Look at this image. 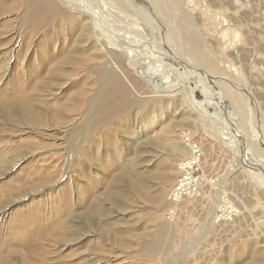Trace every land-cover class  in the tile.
<instances>
[{"label": "rangeland", "instance_id": "rangeland-1", "mask_svg": "<svg viewBox=\"0 0 264 264\" xmlns=\"http://www.w3.org/2000/svg\"><path fill=\"white\" fill-rule=\"evenodd\" d=\"M87 1L98 2L117 29H108L109 39L127 31L156 51L164 40L185 62L187 73L210 77L207 87L192 88L182 74L181 87L160 93L127 66V74L121 73L127 113L115 114L119 99H106L110 105L99 101L98 81L88 110L73 112L80 79L97 71L72 62L57 74L45 72L66 45L81 47L85 40L76 41L78 32L68 27L70 33L64 29L59 37L54 22L38 24L52 3L65 26L83 20L80 14L65 2L46 0L26 18L33 0H0V95L18 84L30 90L31 81L40 80L31 101L44 121L35 125L0 115V245L14 230H20L17 236L27 233V224L37 235L41 223L49 231L64 220L63 233L39 240L50 251L49 261L264 264V0ZM33 26L39 31L28 37ZM14 45L16 51L10 49ZM248 96L255 102L249 103ZM199 108L212 110L201 111L207 120L200 119ZM59 114L66 119L54 121ZM213 129L224 130V137ZM183 132L201 148L198 163L205 179L198 194L172 204L169 190L188 158ZM26 178L32 182L22 181ZM172 211L178 221L169 219ZM10 248L15 250L10 264H32L30 250L17 244Z\"/></svg>", "mask_w": 264, "mask_h": 264}, {"label": "bare ground", "instance_id": "bare-ground-1", "mask_svg": "<svg viewBox=\"0 0 264 264\" xmlns=\"http://www.w3.org/2000/svg\"><path fill=\"white\" fill-rule=\"evenodd\" d=\"M33 1H34V8H33L32 12L30 10L27 12V15L25 16L26 18H31V17L35 16L36 15V6H38V8H39L40 5L43 6V4L46 2V0H33ZM58 1L65 2L69 8H73V10H75L77 12V14L78 13L80 14V16L83 20H81L80 22L76 21V24H71V26L67 22L68 25L65 26V24L60 21L61 15L59 13V9H58L57 4L52 3L51 5L49 4V7L51 10H49V8L45 6V10H46V12L47 11L49 12V15L46 16L43 20L39 21L38 25H43V24H46L47 22H51V23L54 22L55 26L57 27V29H55V30H57L56 34H58L59 37H62L61 36V34L63 33L62 30H64V29L66 30L68 27V29H71L72 32L73 31L78 32L76 41L80 42L81 40H85V43L81 47L79 46L78 43H74L72 46L66 45L64 47L62 54L60 55V58L58 60L54 61V63H52L51 65H49L48 68L46 67L47 69H46L45 74L46 75L57 74L58 71H60L61 68H63V66L65 64H69V63L72 64V62L79 65L82 69L86 68V69L97 71L96 72L97 74L94 77H90L89 75L88 76L84 75L80 79V83L78 85V89H77L76 95H75L76 96L75 97L76 103H75L74 108L71 111L82 112V111L88 110V104L90 103V105H91L93 103V101H91V99H90L91 96H89V94H90L91 90L94 88V86L96 85V82L98 81V82H100V90H101L99 93V101L103 100L106 102V99L113 98V100H116V102H117V100L119 99V101L117 102V105L119 106V108H116L115 114L117 113V111H120V112L124 111V114L127 113L128 90H127V85L124 83V81L121 78L122 77L121 73L127 74V66L134 72V74H137L138 76H140L142 78V80H144L146 82V86H148L150 88H154L155 90H157V92H160V93H162V92L172 93L175 90V88L181 87L182 84L179 82L181 79L178 80L179 79L178 77L179 76L181 77L182 74L183 75L185 74L187 77L190 78L189 83H190V86L192 88H194L195 86L197 87V84L200 87H202V89H204V90H205V87H207V82H208L210 77L205 73H198L197 71H194L193 72L194 74L192 72H190L191 74L187 73L185 71L186 68L183 67L185 65L183 63H185V62H183V61L181 62V59L178 56H176L177 54L175 55V53H173V51H171V48L168 49V47H171V46H168L165 42H163L164 40L160 41V43H158V44H160L161 47H159V45H158V48H156L157 49V51H156L155 46L152 45L153 46V48H152V46L149 45L148 43H146L145 41H138V40L134 39V37L127 35V31L125 32V31L121 30L122 31L121 33L117 32L116 36L109 39L110 34L108 33V31L110 30V27L113 28L112 26H114V25H112L113 23L108 21V19H110V18L105 19V16L106 17H108V16L107 15L104 16V14H103L104 11L103 10L101 11V9L98 8L99 7L98 2H94V4H90L87 0H58ZM120 1L122 2L123 5H126L125 0H120ZM122 4H121V6H122ZM125 8L127 9V6H125ZM126 9H123L124 12H126ZM138 10L141 11V9H134V12L136 13ZM41 12L42 11H38V13H40V14H41ZM123 19H125V18L123 17ZM140 23H141V21H140ZM141 25H142V23H141ZM114 30H117V29H114ZM123 30H125V29H123ZM38 31H39V28L37 26H33L31 29V32H30V36H28V37H31V36L33 37ZM68 31L69 32H67V33H70V30H68ZM114 32H116V31H114ZM44 35L46 36V38L48 40L47 33H44ZM155 38H154V40H156ZM151 39H153L152 36H151ZM27 40H29V38ZM28 43H29V41H28ZM17 46L18 45H14L10 49L12 51H16ZM24 46H25V44H24ZM188 48H190V47H188ZM172 50H174V49H172ZM191 50H194V49H191ZM74 53H76L75 54L76 59L73 58ZM83 66H84V68H83ZM117 67L120 69V71H117L118 70ZM42 69L43 68H41L40 72L39 71L38 72L41 73ZM196 73L198 74V77H197V75L195 76ZM199 74L201 75L200 77H199ZM44 79H45V77H44ZM40 82H41L40 80L35 81V78H34L30 83V86H29L30 90H26V88H19V87H22V85L18 84L17 87H15L16 89L13 92L7 93L3 96L0 95V115L5 117V118H10V119L14 118L15 120H19V121L25 120V122L27 121V122H29L31 124H35V125L44 124L43 123L44 122L43 117L41 116V113H39L37 110H35L34 102L32 103V101H31L32 100L31 96L39 90ZM185 85H187V83ZM186 88L187 87H185V89ZM198 93H199V91H198ZM202 94L205 95L206 92L204 91V93H202ZM93 96H95V95H93ZM192 97H194V96H192ZM215 97H217V95ZM218 97H220V96H218ZM248 98L250 99L249 103H251L250 101H252V102L254 101L250 96H248ZM40 101H42V100H40ZM221 101H223V100H221ZM116 102H115V104H116ZM106 103H107V105L108 104L110 105V101L106 102ZM208 104H209V102H208ZM197 105H198V103H197ZM210 105H211V103H210ZM207 107H208V105H207ZM195 109H194V111H195ZM219 109L221 110V108H219ZM202 110H204V112L208 111V113H210L212 110L210 112L208 109H205V108H199L197 110L199 117H201L200 119L201 120H207L208 118H206V116L203 115V113L201 112ZM255 110L257 112L258 108L256 107ZM110 114L114 115V113L112 111L110 112ZM220 114H221V111H220ZM17 116H19V117L17 118ZM216 116H220V115L218 114ZM57 118L60 119V122L63 121L62 118L66 119V118H64V116H61L60 114H59V116L55 115L53 117L54 121L59 122ZM126 120L127 119L125 118V120L123 121V124H124V122H126ZM257 124H256V126L261 128L260 127L261 123L259 122V120H258ZM0 126H1V123H0ZM214 129H213V134H218L217 137H220V138L224 137V135H225L223 133L224 130L221 129L218 131L217 129L216 130H214ZM32 130H30V132ZM226 131H230V129H227ZM188 133H187V136L190 139L191 135H190V133L189 134ZM258 134H260V131ZM233 135H235V134L233 133ZM231 140L233 141V139H231ZM234 141H235V139H234ZM226 142H228V141H226ZM186 143L189 146V148H188V146H186L188 149L186 153L188 154V158H189L188 159L186 157L187 160H189V161L192 160V162H190V164H192L194 162H198L200 155L197 156V154L194 153V147H193V153H192V147H191V144H189L190 142H186ZM228 143H230V142H228ZM236 143L237 142H235V145L237 146ZM231 147L233 148V145ZM189 149H190V152H189ZM233 150L237 153L238 156L242 155V154L239 155L240 153H238V149L234 148ZM242 156H244V155H242ZM245 156L243 158L244 161L246 160ZM251 161H252V159H251ZM260 162H261V160H260ZM257 163L259 164V161ZM262 163H263V161H262ZM254 166H255V163H254ZM1 167H2V164H0V168ZM262 167H264V166L262 165ZM27 174H28V172H24L23 177L21 176L22 179ZM259 174H261V173L259 172ZM38 176L42 178V174H40ZM21 177H20V179H21ZM252 178L255 180L256 177L253 176ZM262 179L264 181V178H262ZM256 180H259V179L256 178ZM22 181L28 182L30 184L32 182V179L26 178L25 180H22ZM175 183H174V185H175ZM174 185L170 188V190H172L174 188ZM171 203L176 204L172 201H171ZM229 208L232 209V207H229ZM67 209L68 208H66V210ZM231 209L227 210V215H228V213H230ZM3 214L5 215V213H3ZM1 217H2V219L4 218L3 215ZM33 218H35V216ZM38 219L39 218L37 217L35 220L38 221ZM35 220H34V222L33 221H31V222L35 224L36 223ZM27 225L25 227L23 226L24 231L27 230V231H25L27 233H25L24 235L22 233V236H17V233L20 232V230L18 229L16 231L14 230L13 234L10 237H8L7 240H5V239L1 240L0 264H10L11 253L13 251H15L14 249L10 248V245H12V244H17V245L25 247L28 251L30 250L29 252L28 251L27 252L29 253L28 256L30 257L32 264H65L63 261H49L48 259H49L50 251H49V249H45V247H42L40 245V241H39L40 239L41 240L42 239H45V240L55 239V233H63V228L65 225L64 220H62L56 224L54 223V225L51 224L49 231L46 230V228H45L46 225L45 224L43 225L41 223L40 225L36 226L35 232H37V230H39V229L42 230V232L37 234V235H31L32 233H31L30 229H32V227H31L32 225L31 226H27ZM35 232H34V234H35ZM27 235H30V236H27ZM53 254L54 253L52 252V255Z\"/></svg>", "mask_w": 264, "mask_h": 264}, {"label": "built area", "instance_id": "built-area-1", "mask_svg": "<svg viewBox=\"0 0 264 264\" xmlns=\"http://www.w3.org/2000/svg\"><path fill=\"white\" fill-rule=\"evenodd\" d=\"M182 134L183 137L187 140V142L191 143L192 153L194 147V153H196L197 156L199 155L201 156L202 155V151L200 150L201 148L196 143L191 142V136L189 139L187 133L183 132ZM190 162H192V160L191 161L185 160L180 164L179 177L174 185V188L170 190L168 194V198L170 202L172 201L174 203H178L187 196H193L199 193L201 185L203 184L202 182L205 179V176L202 173V167L200 163L194 162L190 164ZM231 212L232 211H230V213ZM168 215H170V217L169 216L168 217L172 221H178V217L173 211L168 213ZM220 216L222 217V214Z\"/></svg>", "mask_w": 264, "mask_h": 264}, {"label": "crops", "instance_id": "crops-1", "mask_svg": "<svg viewBox=\"0 0 264 264\" xmlns=\"http://www.w3.org/2000/svg\"><path fill=\"white\" fill-rule=\"evenodd\" d=\"M203 171H204V173H205L206 175H208V174H207L208 170H206V169H203Z\"/></svg>", "mask_w": 264, "mask_h": 264}]
</instances>
